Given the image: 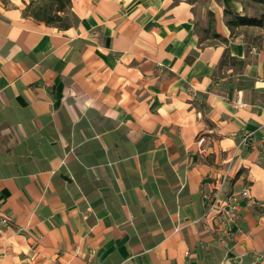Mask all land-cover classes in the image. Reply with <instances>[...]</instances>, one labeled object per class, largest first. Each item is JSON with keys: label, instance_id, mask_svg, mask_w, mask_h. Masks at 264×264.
<instances>
[{"label": "crops", "instance_id": "1", "mask_svg": "<svg viewBox=\"0 0 264 264\" xmlns=\"http://www.w3.org/2000/svg\"><path fill=\"white\" fill-rule=\"evenodd\" d=\"M29 2L0 0V264H264V30L224 15L245 0H70L64 28ZM224 177L249 190L229 232L201 219Z\"/></svg>", "mask_w": 264, "mask_h": 264}, {"label": "built area", "instance_id": "2", "mask_svg": "<svg viewBox=\"0 0 264 264\" xmlns=\"http://www.w3.org/2000/svg\"><path fill=\"white\" fill-rule=\"evenodd\" d=\"M264 89V86H263ZM236 106H243L244 103L239 95H237L234 100ZM204 137L200 136L197 139V144L199 145V152L204 153L205 149L203 147ZM226 181V177L222 178L219 187H216V193L208 191L202 194V198L205 204V212L201 219L206 222L216 221L217 225L224 228V231H230L232 224L237 220V210L239 207L240 198L249 199V190L247 187L243 188L239 193H231L224 198H219V195L223 192V184ZM1 224L7 225L8 218L1 219ZM214 224V223H213Z\"/></svg>", "mask_w": 264, "mask_h": 264}, {"label": "trees", "instance_id": "3", "mask_svg": "<svg viewBox=\"0 0 264 264\" xmlns=\"http://www.w3.org/2000/svg\"><path fill=\"white\" fill-rule=\"evenodd\" d=\"M30 0L26 6V10L30 12V15L37 21L44 22L47 25L56 26L59 28L67 27L62 20L67 13L70 0ZM261 4H264V0H252ZM225 17H227L225 24L227 27L242 26V25H259L258 21L254 17L239 15L227 10L224 11Z\"/></svg>", "mask_w": 264, "mask_h": 264}, {"label": "rangeland", "instance_id": "4", "mask_svg": "<svg viewBox=\"0 0 264 264\" xmlns=\"http://www.w3.org/2000/svg\"><path fill=\"white\" fill-rule=\"evenodd\" d=\"M200 2H203V0H200ZM245 2L247 4V13H249L247 16L254 17L260 21L259 25L254 26H260L264 30V4L252 0H245ZM75 22H77V18L74 14L65 15L62 20V23L66 26L75 24Z\"/></svg>", "mask_w": 264, "mask_h": 264}]
</instances>
